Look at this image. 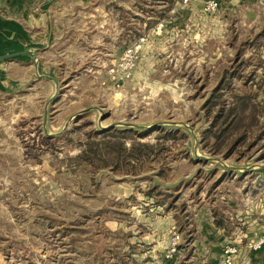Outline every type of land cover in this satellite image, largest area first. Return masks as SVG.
<instances>
[{"label": "rangeland", "instance_id": "1", "mask_svg": "<svg viewBox=\"0 0 264 264\" xmlns=\"http://www.w3.org/2000/svg\"><path fill=\"white\" fill-rule=\"evenodd\" d=\"M182 11H167V19L186 20ZM216 13L190 18L204 24L197 41L187 37L193 28L167 29V42L143 46L129 72L118 64L143 32L128 26L109 61L89 62L74 73L62 65L53 78L12 71L20 85L0 89V264H119L116 251L129 252L126 234L132 231L138 238L155 232L151 264H167L176 255L167 258L173 233L180 234L179 245L187 241L195 214L223 210L248 186L257 191L264 177L249 166L264 165V133L258 137L253 127L226 156L227 142L214 149L204 138L209 123L203 107L232 72L230 88L223 89L227 99L244 90L264 98V25L250 28L230 12L220 14L212 30ZM78 63L63 62L70 68ZM115 123L149 127L126 130L125 146L132 140L155 145L136 174L72 159L89 130ZM166 125L177 126L171 137ZM145 220L164 227L154 230ZM146 246L140 243L138 255Z\"/></svg>", "mask_w": 264, "mask_h": 264}, {"label": "crops", "instance_id": "2", "mask_svg": "<svg viewBox=\"0 0 264 264\" xmlns=\"http://www.w3.org/2000/svg\"><path fill=\"white\" fill-rule=\"evenodd\" d=\"M217 1V13L210 18L212 30L218 28L219 15L230 12L239 15L250 28L264 25V0ZM203 2L191 0L182 11L177 1L170 12L182 11L186 20L174 15L167 19V12L158 20L155 11L165 10V4L153 0H0V89H16L20 85L13 80V72L19 71L25 77L31 71L35 76L53 78L62 65L65 71L74 73L89 62L109 61L118 54L123 30L128 27L143 32L141 35L147 37L145 47L161 41L165 44L167 29L193 28L196 31L187 37L197 41V30L204 24L190 18L206 16ZM125 14L131 17L127 21ZM71 61L79 63L72 68L63 64ZM260 177H264L263 172ZM247 188L234 197L237 200H228L223 210L204 209L195 214L184 235L187 241L180 243L178 252L167 264H225L222 252L228 245L237 248L232 264H264V243L256 250L248 247V243L264 236V180L255 192ZM215 220L221 224H215ZM150 225L154 230L164 227L157 226L155 221ZM168 227L162 229L167 243ZM126 236L131 237L126 242L129 252L119 248L118 263L151 264L156 257L155 232L138 238L132 231ZM140 243L147 246L138 255Z\"/></svg>", "mask_w": 264, "mask_h": 264}, {"label": "trees", "instance_id": "3", "mask_svg": "<svg viewBox=\"0 0 264 264\" xmlns=\"http://www.w3.org/2000/svg\"><path fill=\"white\" fill-rule=\"evenodd\" d=\"M153 1H156V4H165V10L155 11L159 20L179 0ZM147 11L153 12L152 9ZM233 74L234 72L223 75L218 87L214 89L203 107L209 123L204 138L212 139L214 149L227 142L229 151L225 154L226 156L237 146L244 144L251 136L253 127L259 128L258 137L264 133V98L258 99V92L244 90L239 93L231 92L229 99L225 97L223 89L230 88V79ZM261 118H263L262 121ZM126 133L129 132L115 128L91 129L83 143V148L72 159L80 165L111 168L115 174H136V169H139L140 165L151 157L155 145L132 140L127 147L125 146ZM165 133L166 137L173 135L170 130ZM142 135L145 134L142 133ZM255 141L256 139L250 142V145H253ZM136 164L139 165L137 168ZM215 224L220 225V220H215Z\"/></svg>", "mask_w": 264, "mask_h": 264}, {"label": "built area", "instance_id": "4", "mask_svg": "<svg viewBox=\"0 0 264 264\" xmlns=\"http://www.w3.org/2000/svg\"><path fill=\"white\" fill-rule=\"evenodd\" d=\"M191 0H179V5L184 7L185 5L189 4ZM219 8V4L217 0H204L202 10L205 14H213ZM147 37L145 35L138 36L130 45H128L122 54V57L119 62V67L124 72H129L133 66L135 60L138 58L139 54L141 53L144 44L146 43ZM180 241V234L174 232L171 238V242L169 245L168 255L167 258L173 256V253L178 252V245ZM264 243V236H260L256 240L248 243V247L251 250H256L261 247ZM223 260L225 264H232L233 256L237 253V248L233 245H228L223 248ZM156 264H162L158 262Z\"/></svg>", "mask_w": 264, "mask_h": 264}, {"label": "water", "instance_id": "5", "mask_svg": "<svg viewBox=\"0 0 264 264\" xmlns=\"http://www.w3.org/2000/svg\"><path fill=\"white\" fill-rule=\"evenodd\" d=\"M86 111L85 110H82L81 112H78L76 115H75V119H79L81 117V115H83ZM46 118V110H44V119ZM116 124L118 123H115V124H110L108 126H99L97 127V129H100V130H106V129H109V128H116V129H120V130H137V131H141V132H146L148 131L147 128L149 127H146V128H143L142 126H139V125H136V124H128V123H122L120 125H127V126H116ZM116 126V127H115ZM167 126V129L171 130L177 126H174V125H166ZM158 127H165V125H158ZM152 129V127H150ZM154 128V127H153ZM149 129V130H151ZM256 169L259 171V174H261L262 172L264 173V165H252V166H249V169Z\"/></svg>", "mask_w": 264, "mask_h": 264}]
</instances>
